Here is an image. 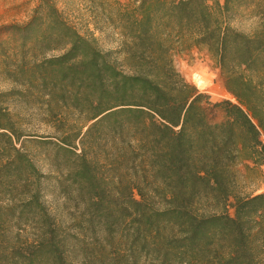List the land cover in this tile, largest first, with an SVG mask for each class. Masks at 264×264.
I'll list each match as a JSON object with an SVG mask.
<instances>
[{"label":"trees","instance_id":"16d2710c","mask_svg":"<svg viewBox=\"0 0 264 264\" xmlns=\"http://www.w3.org/2000/svg\"><path fill=\"white\" fill-rule=\"evenodd\" d=\"M93 8L92 29L51 0L5 28L15 65L0 70L20 89L0 90V264H264V192L241 195L236 170L264 167V0ZM192 48L233 100L179 73L173 53ZM29 91L59 143L49 173L8 103Z\"/></svg>","mask_w":264,"mask_h":264},{"label":"rangeland","instance_id":"374dc122","mask_svg":"<svg viewBox=\"0 0 264 264\" xmlns=\"http://www.w3.org/2000/svg\"><path fill=\"white\" fill-rule=\"evenodd\" d=\"M51 1L61 11L64 18L71 21L79 29L85 27L92 29L90 18L93 13H101L93 8L97 5V0L91 2H89L90 0ZM120 1L126 3L129 0ZM39 2L40 0H0V67L9 65V69H12L15 65L13 49L16 45L13 37L5 29L6 26L25 24L33 15ZM115 37L113 32H105L100 37V46L104 49L115 47L116 44L113 41ZM3 52L6 56H3ZM173 62L185 80L194 85L200 92L206 93L211 101L233 100L224 87L219 68L204 49L192 48L188 51H175ZM7 75L0 70V90L20 89L16 84L11 83L12 78ZM198 77H201L202 83H199ZM32 95L33 93L29 91L27 97H14L8 103L10 107H13V111L19 115L18 126L24 133L22 138L24 150L42 172L49 173L52 169L49 163L57 154L59 143L57 135L41 117L38 100L32 99ZM236 170L238 191L241 195L257 193L263 188L264 167L255 165L250 161H242L237 165ZM57 187L53 182H49L45 187V199L49 207L61 213L65 205H63L59 193H56ZM229 211L232 213V209Z\"/></svg>","mask_w":264,"mask_h":264},{"label":"bare ground","instance_id":"6f19581e","mask_svg":"<svg viewBox=\"0 0 264 264\" xmlns=\"http://www.w3.org/2000/svg\"><path fill=\"white\" fill-rule=\"evenodd\" d=\"M197 80H199V83H202L201 77H198Z\"/></svg>","mask_w":264,"mask_h":264},{"label":"crops","instance_id":"0c3cea01","mask_svg":"<svg viewBox=\"0 0 264 264\" xmlns=\"http://www.w3.org/2000/svg\"><path fill=\"white\" fill-rule=\"evenodd\" d=\"M260 192H264V186H263V188H262L259 192H257V193H260Z\"/></svg>","mask_w":264,"mask_h":264}]
</instances>
